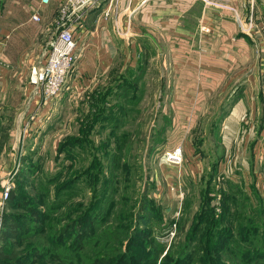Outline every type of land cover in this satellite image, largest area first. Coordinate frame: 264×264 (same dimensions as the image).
<instances>
[{
  "label": "rangeland",
  "instance_id": "obj_1",
  "mask_svg": "<svg viewBox=\"0 0 264 264\" xmlns=\"http://www.w3.org/2000/svg\"><path fill=\"white\" fill-rule=\"evenodd\" d=\"M144 55L124 56L95 89L63 90L50 105L42 97L30 112L17 81L0 84V257L19 258L7 264H264V197L252 176L222 163L209 181L221 152L209 123L228 102L171 125L167 71L142 67ZM179 145L180 166L166 164L164 151ZM255 184L264 194V173Z\"/></svg>",
  "mask_w": 264,
  "mask_h": 264
},
{
  "label": "crops",
  "instance_id": "obj_2",
  "mask_svg": "<svg viewBox=\"0 0 264 264\" xmlns=\"http://www.w3.org/2000/svg\"><path fill=\"white\" fill-rule=\"evenodd\" d=\"M105 1L74 24L79 57L69 92L95 89L124 56L147 53L141 60L145 68L155 61L167 71L169 103L163 113L171 125L175 116L189 118L190 124L205 119L222 100L228 102L218 122L209 123L210 131L219 133L221 151L210 169L220 174L222 163L229 172L237 166L240 175L246 169L253 194L264 197L255 184L257 172L264 173V0H118L104 18ZM62 4L0 0V84L14 79L23 87L27 112L43 97L29 74L45 61ZM192 148L196 153L193 142ZM192 158L189 175L195 179L199 158Z\"/></svg>",
  "mask_w": 264,
  "mask_h": 264
},
{
  "label": "built area",
  "instance_id": "obj_3",
  "mask_svg": "<svg viewBox=\"0 0 264 264\" xmlns=\"http://www.w3.org/2000/svg\"><path fill=\"white\" fill-rule=\"evenodd\" d=\"M49 0H40L46 4ZM59 7L60 20L57 22L58 29L49 42L45 52V61L39 67H32L29 81L40 86L44 104H51L63 90L69 89L68 75L73 70L79 57L77 51V38L74 33V24L84 18L85 13L92 9L100 0H63ZM118 0H107L102 16L107 18L115 9ZM32 19L39 21L37 14ZM69 21V23H67ZM72 21V22H70ZM164 162L168 165L180 166L183 152L181 145L168 149L163 153Z\"/></svg>",
  "mask_w": 264,
  "mask_h": 264
},
{
  "label": "trees",
  "instance_id": "obj_4",
  "mask_svg": "<svg viewBox=\"0 0 264 264\" xmlns=\"http://www.w3.org/2000/svg\"><path fill=\"white\" fill-rule=\"evenodd\" d=\"M139 62H142V61H139ZM142 65V67L144 66V64H141ZM142 67L140 66V68L142 69ZM115 68H113L108 74H110L113 70H114ZM110 88V86L109 87H107V86H105L104 88H103V92H102V90L101 91H99V92H97V94H96V96H94L93 98H94V100H100V99H102L104 96H106V94L108 93V92H110V90L111 89H109ZM126 89H128V88H126ZM101 107L99 106V109H100ZM225 113V110H223V109H221V111H220V114H219V116H218V118L216 119L217 120V122H218V120L220 119V117L223 115ZM210 177H209V181H211V179H212V177L213 176H215V172H214V168L213 169H210ZM87 220V215L86 216H81V217H79V219L77 220V224L79 223V225H81L84 221H86ZM72 224H74V223H72ZM9 225H10V227L11 228H14V231L13 232H9V236L10 235H15V230H16V227H14V225L16 226V224H14V222H10L9 223ZM75 225V224H74ZM6 230V229H5ZM10 233H12V234H10ZM86 235H88V234H86ZM8 236V234L6 233V234H2V236H1V239H5L6 237ZM122 237L123 236H119L118 238H116L117 239V241H120L121 239H122ZM116 241V240H115ZM114 240H113V242H115ZM107 242H109V241H107ZM23 246V244H19V246ZM129 245L130 244H128V247L127 248H129ZM58 256V253H52V255H51V257H57ZM14 261H19V258H17V259H15V260H11V261H8V260H4V258H1L0 257V264H7V263H12V262H14ZM94 262H96V261H93L92 262V264L94 263ZM95 264H97V263H95Z\"/></svg>",
  "mask_w": 264,
  "mask_h": 264
}]
</instances>
